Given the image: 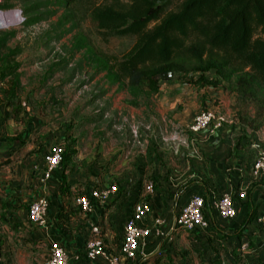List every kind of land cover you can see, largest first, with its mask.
<instances>
[{
	"label": "crops",
	"instance_id": "crops-1",
	"mask_svg": "<svg viewBox=\"0 0 264 264\" xmlns=\"http://www.w3.org/2000/svg\"><path fill=\"white\" fill-rule=\"evenodd\" d=\"M69 142L64 131L54 132L37 113L10 112L0 100V264H41L54 240L66 247L70 264H110V256L120 250L125 222L141 200L149 206L141 222L151 230L137 256H123L120 264L264 262V226L258 220L264 215V179L253 173L264 142L248 126L243 131L224 125L214 132L190 130L187 150L148 151L118 172L103 170V157L92 162L68 155L46 177L51 145L69 148ZM113 183L119 191L108 200L92 199L87 211L80 207L78 196ZM244 186L248 195L241 198L237 194ZM224 192L236 193L234 217L223 218L208 201V228L188 230L177 223L181 206L193 194L210 198ZM41 196L49 202L46 226L34 224L28 214L31 201ZM96 225L109 255L90 258L85 243Z\"/></svg>",
	"mask_w": 264,
	"mask_h": 264
},
{
	"label": "rangeland",
	"instance_id": "rangeland-1",
	"mask_svg": "<svg viewBox=\"0 0 264 264\" xmlns=\"http://www.w3.org/2000/svg\"><path fill=\"white\" fill-rule=\"evenodd\" d=\"M5 1L12 6L0 7V29L15 31L9 44L17 52L5 61L0 55V100L10 112L37 113L48 128L64 131L72 155L92 162L103 157V170L118 172L148 151L180 153L204 108L222 113L225 127L248 126L264 142V105L237 88L230 69L203 72L207 78L174 71L155 87L144 82L132 89L115 81L110 65L131 50L135 35L99 28L84 6L68 19L65 8L54 5L55 14L25 26L23 1ZM102 59L109 62L103 66Z\"/></svg>",
	"mask_w": 264,
	"mask_h": 264
},
{
	"label": "trees",
	"instance_id": "trees-1",
	"mask_svg": "<svg viewBox=\"0 0 264 264\" xmlns=\"http://www.w3.org/2000/svg\"><path fill=\"white\" fill-rule=\"evenodd\" d=\"M22 1L25 26L55 14L54 5L65 8V16L84 6L99 28L135 35L131 50L110 65L115 81L124 80L132 89L144 82L155 87L168 71L222 74L230 69L237 88L264 105V0H179L174 6L173 0ZM11 6L0 2L2 8ZM14 34L0 29L3 61L17 52L9 44ZM68 155L66 147L64 158Z\"/></svg>",
	"mask_w": 264,
	"mask_h": 264
},
{
	"label": "built area",
	"instance_id": "built-area-1",
	"mask_svg": "<svg viewBox=\"0 0 264 264\" xmlns=\"http://www.w3.org/2000/svg\"><path fill=\"white\" fill-rule=\"evenodd\" d=\"M226 120V117L215 109L204 108L196 114L190 127L193 131L210 128V131L214 132L223 126ZM65 150V143H54L51 145L45 157L47 163L45 171L46 177L50 175V170L52 168L58 166L63 161ZM253 173L256 177L264 179V145L261 147L259 146V152L254 160ZM147 187L152 188L153 183L150 182ZM118 191L119 186L116 183L105 187H93L88 194L78 196L77 201L80 207L87 211L92 208V199L106 201L112 196V194H115ZM235 195L236 193L234 192H224L220 195L213 194L210 198H207L205 194L195 193L181 206L177 216V223L188 230L208 228L210 219L205 213L208 201L210 206L217 210L220 216L227 219L232 218L236 214V208L234 205ZM237 195L241 198L247 197V187L244 186L240 188ZM48 203V199L45 196H41L31 201L28 214L29 219L34 224L41 226L47 225ZM148 208V203L145 200L136 203L133 215L125 222L123 241L120 250L110 256V264H120L123 256L128 259H134L137 256L142 241L151 230L149 226L144 225L141 222L145 217ZM258 220L261 221L264 226V215H260ZM160 221L161 219L157 218V222ZM93 232L94 236L88 238L85 243L86 255L90 258H96L101 254L109 255L107 254L108 252L104 239L100 235L99 226H94ZM41 264H70V255L62 243L54 240L49 244L48 252L42 259Z\"/></svg>",
	"mask_w": 264,
	"mask_h": 264
},
{
	"label": "water",
	"instance_id": "water-1",
	"mask_svg": "<svg viewBox=\"0 0 264 264\" xmlns=\"http://www.w3.org/2000/svg\"><path fill=\"white\" fill-rule=\"evenodd\" d=\"M173 73V71H168V72H165L164 75L167 76V75H171Z\"/></svg>",
	"mask_w": 264,
	"mask_h": 264
}]
</instances>
